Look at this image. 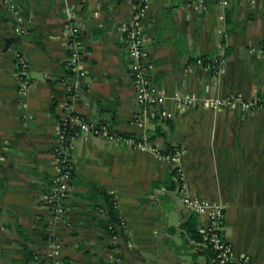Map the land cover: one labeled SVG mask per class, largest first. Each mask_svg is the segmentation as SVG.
<instances>
[{
	"label": "crops",
	"instance_id": "1",
	"mask_svg": "<svg viewBox=\"0 0 264 264\" xmlns=\"http://www.w3.org/2000/svg\"><path fill=\"white\" fill-rule=\"evenodd\" d=\"M28 27L40 35L45 49L30 38H17L4 48V36H15L0 0V264H46L50 242L42 236L48 209L43 193L46 174L55 173L54 147L60 119L67 113V96L59 79L66 77V32L79 24L86 87L71 99L70 108L90 118L115 115L113 131L139 137L161 129L154 141L182 149L177 167L147 147L108 134L79 133L67 153L84 181L113 193L135 257L117 264H197L207 248L186 229L192 212L182 203L186 192L224 206L223 233L244 264H264V0H233L228 7L208 0L205 10L192 9L193 0H149L143 22L152 83L160 106L172 118L132 122L137 102L123 46L121 23L129 18L132 0H13ZM233 29L227 31V14ZM221 71L196 63L201 54L223 53ZM255 48V51L252 50ZM29 62L31 84L19 90L16 53ZM240 95L261 105L244 108L178 109L176 98ZM169 119V120H167ZM94 198L87 187L75 185L63 201L65 220L55 229L62 264H111L106 240L100 238L102 217L92 215ZM42 218V219H41ZM196 227L205 221L195 215ZM47 221V218H45ZM23 226L35 240L38 257L28 261L16 240Z\"/></svg>",
	"mask_w": 264,
	"mask_h": 264
},
{
	"label": "built area",
	"instance_id": "2",
	"mask_svg": "<svg viewBox=\"0 0 264 264\" xmlns=\"http://www.w3.org/2000/svg\"><path fill=\"white\" fill-rule=\"evenodd\" d=\"M231 1L232 0H216V3L225 8L230 5ZM249 2L252 6L257 4V0H249ZM4 3L7 5V8L17 15V21L20 23L23 18L18 13L16 3L13 0H4ZM148 6L149 0H132L131 14L129 18L121 23L123 36L127 40V53L131 58L129 71L138 105L133 113L132 122L140 126L144 125L145 121L150 119L153 115H158L164 118H172L174 116L173 110L160 106V91L152 83L149 75L151 64L149 62V50L145 45L143 30V22ZM189 6L192 9L205 10L207 8V2L206 0H193L189 3ZM80 30L79 24H71L66 32V45L69 47V53L67 54L66 60L68 65H70L71 69L75 72V76L64 77V80L61 81L67 96L68 111L60 119L57 141L54 147L56 184L53 185V198L57 201L59 200L54 208L55 221L65 220V206L60 199L67 194L66 190L69 188V184L67 183L68 173L64 171L65 157L62 155H66L67 149L72 145L73 140L79 133L83 132L93 135L108 134L125 139L133 145L147 147L157 155L166 157L171 161L173 167H177V163L182 154V149L179 147H176L172 153H163L161 149L164 147H162L160 143L148 139L147 136L141 137V139L138 140L132 137L123 138L118 136L110 125L98 123L95 119L86 118L82 113L76 112L70 108L71 99L78 96L87 83L85 81V70L80 66V62L83 58V52L79 50L82 46V41L77 37ZM14 31L15 34H21L23 28L18 24L15 26ZM70 36L73 37L72 41H69ZM252 50L255 51V48H252ZM259 52L264 54V47H259ZM223 61L224 59L222 57L220 64L215 71H221L223 69ZM196 63L201 64V59L198 58ZM206 67L210 68V65L207 64ZM16 68L19 90L22 93H27L31 84L29 62L25 54L21 52L16 53ZM72 87L75 89L74 91ZM194 103H199L204 107H235L241 105L244 108H252L261 105L257 99L245 100L237 94L210 98H197L190 95H180L176 98V105L180 110L185 109L187 106ZM71 127H74L73 132L69 131V128ZM180 190L183 206L188 211L205 217V221L198 227V232L201 236V244L205 247H210L216 253L215 258L211 259V261H217L218 264L246 263L248 261V256H236L231 243L226 240L224 236V206L216 201L193 196L186 192L183 186H181ZM42 197L50 199L51 196L43 194ZM60 247V243L54 242L52 244L51 253L53 255H58ZM108 260L111 262L116 260L112 252H109ZM209 260L210 258L207 257L204 261L197 264H212ZM58 264L62 263L60 262Z\"/></svg>",
	"mask_w": 264,
	"mask_h": 264
},
{
	"label": "trees",
	"instance_id": "3",
	"mask_svg": "<svg viewBox=\"0 0 264 264\" xmlns=\"http://www.w3.org/2000/svg\"><path fill=\"white\" fill-rule=\"evenodd\" d=\"M2 3L6 6L7 5L4 3V0H1ZM216 2V0H214ZM233 1V0H232ZM231 1V2H232ZM207 4H208V0H206ZM231 4V3H230ZM229 6V5H228ZM227 6V7H228ZM16 8L18 9V7L16 6ZM18 13L19 15H21V13L19 12L18 9ZM230 13L227 14V31H230L231 29L234 28V26L230 23ZM4 17L6 20H9L12 22L13 27L15 28V26H17L18 24L21 25V27L23 28L22 33L20 34L21 38H30L32 41L35 42V44H37V46H39L42 49H45V45L41 40L40 35L36 34L35 31L33 29H31L30 27H28L27 22L23 20L19 23V21H17V15L10 10L9 8L6 9ZM79 39H81L82 41V46L80 47V51L83 52V56H84V45H83V38H82V32L80 30V33L77 36ZM73 37L70 36L69 37V41H72ZM123 46L125 48H127V40L125 39V37L123 36ZM224 45H225V38H222V42H221V47L223 49V53L220 54L219 52L216 53H210V54H201L199 57L194 58V60L196 61L198 58L201 59L202 66H206L207 64L210 65V72L214 73V70L216 68H218L219 64H220V60L222 57L225 56V51H224ZM0 46H1V42H0ZM67 51L69 53V47L67 46ZM63 67L65 69V75L66 77H73L75 76V72L71 69V66L68 65L67 60H65L63 62ZM64 80V77L59 79V81ZM68 83V82H67ZM86 85L83 87V90L85 89ZM73 91L75 90L72 87ZM84 115V114H83ZM86 118H90L89 116L84 115ZM152 118H162L158 115H153L151 116ZM94 119V118H91ZM98 123H103V124H108L110 126H112V124L115 123V115L114 112L111 111L110 115L105 117V118H100V119H95ZM169 120V119H167ZM74 127L69 128L70 132H73ZM116 135L121 136L123 138H128V137H132L136 140L141 139V137L136 136L132 133H123V132H119V131H114ZM159 135H164V133L162 132V130L159 128L157 129V131H150L148 133L147 138L152 140L154 139L156 136ZM176 148V146L171 145L170 143L166 145V148L161 149V151L163 153H172L174 151V149ZM63 157H65V167H64V171H66L68 173V178H67V183L69 184V188L66 190L67 194L63 197H61L60 200H62V202L65 200V198L67 197L68 193L71 191V187L75 186V185H84L87 187V195L90 198H94V201L92 203V215L95 219H98L99 217V213L102 214V217L99 220V222L101 223L102 227L99 233L100 238H103L106 240V246H107V250L108 253L112 252L116 258L115 261L111 262V264H117L118 260H120L122 257H127L129 256V258H134L136 255L134 253V251L130 248L129 246V235L127 232V227L125 225L124 219L120 213L118 204H117V200L114 196L113 193H110L104 189H102L97 183L94 182H88V181H84L83 179H81V177L78 175L75 165H74V161L72 160L71 156L66 153V155H62ZM172 175L175 178V182L180 183V178H179V171H178V167L174 166L172 168ZM56 174L54 173L53 175H49L46 174V178L48 180V185L45 188V191L43 194H48L50 197V199H45L42 197L43 199V203L45 205V207L48 209V213L46 215L43 216V222H42V229L43 231V238L47 241L50 242V249L48 251V255L50 256L48 262L46 264H58L60 262H65L66 260V256H61V251L59 252L58 255H53L51 253V249H52V244L54 242L60 243V240H58L57 235L54 233L55 229L59 226H61L63 223V221H55L54 215H55V211L54 208L56 207V205L58 204V201L55 200L53 198V185L56 184V180H55ZM65 215H66V209H65ZM195 215L196 213H192L190 218L186 221V229L189 233L192 234V236L194 238H196L197 240L201 239V236L198 232V229L196 227L197 221L195 219ZM45 218H47V221H45ZM42 219V218H41ZM66 227V229L69 230L70 234H77L78 233V229H76L75 226H71L68 223H65L64 225ZM16 240L18 241V243L23 247L24 249V253L25 256L27 258L28 261H32L34 260L35 257H38L39 251L36 248V242L35 240L26 232V228L21 226H17L16 227ZM207 248V257L210 258L209 262L212 264H218L217 261H211V259L215 258L216 253L214 250H212L210 247H206Z\"/></svg>",
	"mask_w": 264,
	"mask_h": 264
},
{
	"label": "water",
	"instance_id": "4",
	"mask_svg": "<svg viewBox=\"0 0 264 264\" xmlns=\"http://www.w3.org/2000/svg\"><path fill=\"white\" fill-rule=\"evenodd\" d=\"M17 38H21L20 34H16L15 36H4V48H7L13 41H15Z\"/></svg>",
	"mask_w": 264,
	"mask_h": 264
}]
</instances>
